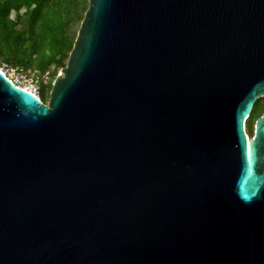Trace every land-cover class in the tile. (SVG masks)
Instances as JSON below:
<instances>
[{
	"label": "water",
	"instance_id": "1",
	"mask_svg": "<svg viewBox=\"0 0 264 264\" xmlns=\"http://www.w3.org/2000/svg\"><path fill=\"white\" fill-rule=\"evenodd\" d=\"M60 71H0V264H264V0H88Z\"/></svg>",
	"mask_w": 264,
	"mask_h": 264
},
{
	"label": "trees",
	"instance_id": "2",
	"mask_svg": "<svg viewBox=\"0 0 264 264\" xmlns=\"http://www.w3.org/2000/svg\"><path fill=\"white\" fill-rule=\"evenodd\" d=\"M86 0H0V61L25 71L47 72L39 97L46 102L57 71L67 60ZM257 99L245 120L248 136L262 110Z\"/></svg>",
	"mask_w": 264,
	"mask_h": 264
},
{
	"label": "built area",
	"instance_id": "3",
	"mask_svg": "<svg viewBox=\"0 0 264 264\" xmlns=\"http://www.w3.org/2000/svg\"><path fill=\"white\" fill-rule=\"evenodd\" d=\"M11 72L8 73L7 71L3 70V67H0V71L4 73V75L10 79L12 83L16 86L28 90L36 96H39L40 91V81L46 80L47 72L43 73L41 76L39 75L38 71L28 70L25 71L19 66H12L8 68Z\"/></svg>",
	"mask_w": 264,
	"mask_h": 264
},
{
	"label": "rangeland",
	"instance_id": "4",
	"mask_svg": "<svg viewBox=\"0 0 264 264\" xmlns=\"http://www.w3.org/2000/svg\"><path fill=\"white\" fill-rule=\"evenodd\" d=\"M87 1H88V0H86V3H87ZM79 24H80V23H78V25H77V24L74 25L73 28H74V29H78ZM76 33H77V31H76ZM0 67H3V70L7 71L8 73L11 72L10 70H8V68L10 67V64H8L7 62H5V61H3V60L0 61ZM59 73H61L60 69L57 71V74H59ZM57 74H56V75H57ZM47 100H48V99H47ZM258 100H260V101L258 102V104L260 105L261 108H263V106H264V97H260V98H258ZM46 102H47V101H46ZM249 136H250V135H249Z\"/></svg>",
	"mask_w": 264,
	"mask_h": 264
},
{
	"label": "flooded vegetation",
	"instance_id": "5",
	"mask_svg": "<svg viewBox=\"0 0 264 264\" xmlns=\"http://www.w3.org/2000/svg\"><path fill=\"white\" fill-rule=\"evenodd\" d=\"M263 110H264V109H263ZM263 110H262V112H263ZM262 112H261V113H262ZM250 137H251V136H250Z\"/></svg>",
	"mask_w": 264,
	"mask_h": 264
}]
</instances>
